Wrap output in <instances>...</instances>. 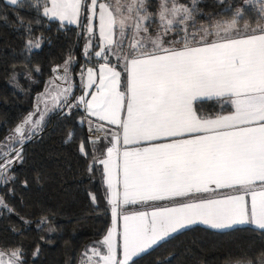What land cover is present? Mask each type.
I'll list each match as a JSON object with an SVG mask.
<instances>
[{"label":"snow or ice","instance_id":"snow-or-ice-1","mask_svg":"<svg viewBox=\"0 0 264 264\" xmlns=\"http://www.w3.org/2000/svg\"><path fill=\"white\" fill-rule=\"evenodd\" d=\"M8 2L15 5L18 0ZM191 3L190 8L178 0H160L155 37L149 34L155 21L147 0H115L114 4L107 0H50V7L44 6L45 16L62 22L79 23L83 14L88 33L85 56L92 47L93 21L98 18L100 50L94 55L104 63L99 65L98 78L94 68L81 71L82 81L85 74L87 78L84 88L95 85V91H85L75 105L67 106L83 104L89 116L117 126L106 157L99 160L113 225L121 216L118 209L122 204L154 205L151 211L122 214L121 259L117 258L113 227L90 249V256L85 253L88 259L83 264H93V257H98L94 264H135L134 257L197 223L215 230L240 225L264 230V0H243L256 8L255 27H237L238 18H243V10L238 8L231 20L189 33L187 21L193 19L196 0ZM174 25H184L180 29L184 35L165 46L163 37ZM110 56L115 57V64ZM71 63L70 56L64 76L57 79L68 81ZM118 69L125 77L123 90ZM70 92V86L59 89L51 97L53 107L60 106V97L66 102ZM198 100H215L233 110L226 115L202 116L194 107ZM47 105L45 101L46 111ZM34 115L23 118L13 130L19 139L10 135L6 145L32 138L44 119L41 114L34 121ZM96 131H104L103 124ZM99 139H90V143L96 145ZM80 151L84 153L83 144ZM0 155L4 157L0 177L14 160L22 159L21 149L9 148ZM218 189H230L233 194L204 195ZM247 196L251 197L250 207ZM176 198L187 200L158 203ZM92 201L96 202L95 196ZM0 206L7 207L2 198ZM20 257L19 248L0 250V264H22Z\"/></svg>","mask_w":264,"mask_h":264},{"label":"trees","instance_id":"trees-1","mask_svg":"<svg viewBox=\"0 0 264 264\" xmlns=\"http://www.w3.org/2000/svg\"><path fill=\"white\" fill-rule=\"evenodd\" d=\"M148 1L153 9L157 0ZM180 1L192 6L190 0ZM46 2L19 0L13 5L0 0V144L38 105L53 69L70 56V73L104 61L94 55L99 47L95 33L88 55L84 54L88 33L83 14L78 26L61 23L43 14ZM236 8L237 0H196L197 24L188 30L230 19ZM179 30L173 35L180 36ZM36 39L35 45L28 43ZM77 92L76 87L61 107L47 114L31 139L17 144L22 159L0 183V198L7 205L0 207V250L19 248L22 264H83L88 259L85 253L91 255L110 223L103 170L97 162L103 144L88 141L80 106H67L76 104ZM230 109L215 100L196 103L203 115ZM133 260L135 264H264V230L249 225L229 230L192 226Z\"/></svg>","mask_w":264,"mask_h":264},{"label":"crops","instance_id":"crops-1","mask_svg":"<svg viewBox=\"0 0 264 264\" xmlns=\"http://www.w3.org/2000/svg\"><path fill=\"white\" fill-rule=\"evenodd\" d=\"M6 2H8V0H5ZM19 1V0H18ZM191 1V0H190ZM101 2H104V0H101ZM9 3V2H8ZM47 5L50 7V0H47ZM159 3H160V0H157V3H156V5H154V8L153 9H149V12H151V14H152V17H153V20L155 21V22H153V24L152 25H155L154 26V28H158L159 29V22H158V15H157V13H158V10H159ZM178 3L179 4H182V5H186V6H188V7H192V6H190V5H188V4H185V3H182L180 0H178ZM43 10H44V8H43ZM153 12V13H152ZM192 16H193V18H194V15H193V13H192ZM47 17H49V16H47ZM49 18H51V17H49ZM81 18V17H80ZM51 19H55V20H58L59 22H61V23H66V24H71V25H74V26H78V24L79 23H68L67 21H60L59 19H57V18H51ZM80 22V21H79ZM217 22V21H216ZM87 23V22H86ZM98 18L97 19H95L94 21H93V25H94V27H95V30H94V33L98 36V38H99V29H98ZM195 23L197 24V22H196V20H194V19H191V20H189V21H187V24H188V29L190 28V27H192L193 28V26H192V24L193 25H195ZM215 23V22H214ZM214 23H212V24H214ZM211 24V23H210ZM211 24V25H212ZM209 26V25H208ZM184 27V25H174L173 26V30L172 31H170L167 35H165L164 37H163V40H164V43H165V46H167L168 45V42L169 41H172V40H180L181 39V37L184 35V33L181 31V35L180 36H177V35H173L175 32H176V30H179V29H182ZM197 27H205L204 26V24L203 25H197ZM177 28H179V29H177ZM157 31V30H156ZM180 31V30H179ZM189 31V30H188ZM192 32H196V31H189V33H192ZM152 37H155L156 36V34H157V32H153V30L149 33ZM128 35H129V38L131 37V33L129 32L128 33ZM88 41V38L86 39V42ZM99 41V40H98ZM86 42H85V44H86ZM91 43H92V41H91ZM85 44H84V46H83V50H84V47H85ZM125 44H127V40L125 41ZM99 45H100V41H99ZM91 49V48H90ZM89 49V50H90ZM100 50V47H98V49L96 50V51H99ZM95 51V52H96ZM94 52V53H95ZM114 58V57H113ZM101 63H104V61H102V62H99V63H97V64H94V65H87L86 67H84V68H82V67H79V69H77V72L76 73H69L68 75H69V77H71L70 78V81H71V83H72V90H71V93L74 91V89L77 87L78 88V92L75 94V102L77 103V98L78 97H80L81 95H84L85 94V91H88V92H93V91H95V85L93 86V88L92 89H88V90H86L85 88H84V83L86 82V74H85V77H84V81H82V79H81V71L82 70H86L87 68H89V67H91V68H94V69H96L97 70V78H98V69H99V65L101 64ZM112 63V62H111ZM113 64H115V62L113 63ZM64 66V65H63ZM118 70H121L122 71V69H118ZM55 79H57V78H54V79H52V78H49V81L51 80V81H55L56 82V80ZM58 81H61L60 79H57ZM49 81H48V83H47V86H46V88H45V90L43 91V93L41 94V98H42V96H44V95H46V91L49 89V88H51L52 87V85L55 83V82H50L49 83ZM64 84H67V86H65V88L66 87H68L71 83H65V82H63ZM124 83H125V77H124V75H123V71H122V78H121V89L123 90V87H124ZM71 95V94H70ZM69 95V96H70ZM68 96V97H69ZM67 97V98H68ZM41 98L39 99V101H38V104H40L41 103ZM88 99H90L91 97H90V95L87 97ZM199 101V100H198ZM198 101H196V102H194V107L196 108V103L198 102ZM60 102L61 101H59V104H60ZM80 106V108L83 110V112L85 113V115H86V124H87V127H86V136H87V139H88V141H90V139H94V138H96V137H99L100 139H99V142L101 141V143L103 144V148H104V150L102 151V153L100 154V156L98 157V159H97V162L99 163V160L100 159H102V158H104V157H106V150H107V147H110L111 145L109 144V141L111 140V138H112V134L113 133H115L116 131H118V129H117V126H115V125H111V124H109L107 121H99L98 120V118L97 117H93V116H89V114L86 112V109H85V106L83 105V104H80L79 105ZM231 109L230 110H228V111H225V112H220V113H217V114H215V115H203V114H199V115H202V116H216V115H220V114H224V115H226V114H228L230 111H232L233 109H232V107L230 106V105H228ZM57 108H59V107H57ZM90 123H91V127H92V130L90 131L89 129H90ZM100 124H103V126H104V131H96V126H98V125H100ZM105 133H107V135H105ZM119 147L121 148V149H123V147H124V145H123V143H122V140H121V144L119 145ZM101 166H102V170H103V165L102 164H100ZM104 183H105V179H104ZM259 185H260V182H257V188H259ZM105 186H106V189H107V185H106V183H105ZM226 194H233L232 193V190H230V189H218L217 191H216V193L215 194H213V193H209V194H204V195H206L207 197H213V196H220V195H226ZM199 195V194H198ZM182 200H184V201H186L187 200V198H176V200L175 201H172V202H169V201H164V202H158V203H160V204H170V203H179V202H181ZM246 200H247V202H248V204H249V207H250V203H251V197L250 196H247L246 197ZM154 205H153V202H149L148 204H141V203H137V204H128V205H121V207H120V209H118V211L121 213V216L120 217H118V219H117V222H116V224L115 225H113V222H112V216H111V205H110V223H109V225H108V228H107V230H106V232L104 233V235H103V237L107 234V231L110 229V228H115V233H116V235H115V240L117 241V258L118 259H121L122 258V249L119 247V244L121 243V233H122V226H123V220H122V214H124V213H127V214H131V213H133V212H138V211H151L152 210V207H153ZM197 225H200V226H204V227H207L206 225H203V224H200V223H197V224H194V225H191L190 227H192V226H197ZM240 226H244V225H240ZM249 226H251V225H249ZM252 227H254V226H252ZM209 228V227H208ZM255 228V227H254ZM211 229V228H210ZM185 230V229H184ZM213 230H215V229H213ZM182 231V230H181ZM176 234V233H175ZM174 235V234H173ZM103 237H102V239H103ZM102 239H101V241H102ZM155 247V246H154ZM104 251V250H103ZM134 258H136V257H134ZM133 258V259H134ZM96 260H98V257H97V259H94L93 260V264H94V262L96 261Z\"/></svg>","mask_w":264,"mask_h":264},{"label":"rangeland","instance_id":"rangeland-1","mask_svg":"<svg viewBox=\"0 0 264 264\" xmlns=\"http://www.w3.org/2000/svg\"><path fill=\"white\" fill-rule=\"evenodd\" d=\"M113 4L115 3V0H113V2H112ZM151 2H147V4H146V6H147V9H148V12H149V9L150 8H152L151 7V4H150ZM256 7H258V6H256ZM238 8H242V10H243V18H238V24H237V27L239 28V29H243L244 28V25L245 24H248V25H250V26H252V27H255L256 25H257V23H258V17H257V12H256V8L255 7H253V6H251V5H247V4H243V0H237V8H236V10L238 9ZM236 10H235V12H236ZM247 11H250V13L248 14V15H246V13H247ZM149 13H151V12H149ZM250 16H253V17H250ZM233 18V16L230 18V19H225V20H214L213 22L211 21L210 23L212 24V23H214V22H216V21H226V20H231ZM262 23H264V22H262ZM87 24V23H86ZM153 24V23H152ZM151 24V26L149 27V33L153 30V32H157L159 29L158 28H154V26L155 25H152ZM211 24H209V26L211 25ZM208 25H206L205 24V27H209ZM157 30V31H156ZM29 42H31V45H35V43H37L38 42V39H36V40H28V43ZM37 45H39V43L38 44H36V46ZM114 59H115V57H114ZM70 73V72H69ZM70 78L71 77H69V79H68V81H63V80H61V81H58L57 79H55L56 80V82L53 80V81H49V83L50 82H55L53 85H52V87L51 88H49L47 91H46V95H44V96H42V98H41V95H40V97H39V99L41 98V103L40 104H38L35 108H34V110L32 111V113H35V115H34V117H33V120L35 121L36 119H38L39 118V116L41 115V114H43L44 115V119H45V117L47 116V114L48 113H50L51 111H53L54 109H56L57 107H53V105H52V101H51V97L52 96H56L57 95V91L59 90V89H63V88H65V86H67V84H64L63 82H65V83H71V81H70ZM57 86H58V88H57ZM70 87H71V90H72V83L69 85ZM68 86V87H69ZM70 94H71V92H70ZM69 94V95H70ZM68 95V96H69ZM45 101H48V105H47V107H48V110L46 111L45 110ZM59 101H61L60 102V106L59 107H61L62 105H63V102L65 101L64 99H63V97H60L59 98ZM44 119H43V121H44ZM22 121V120H21ZM20 121V122H21ZM43 121L41 122V124L43 123ZM19 122V123H20ZM18 123V124H19ZM17 124V125H18ZM40 124V125H41ZM16 125V126H17ZM15 126V127H16ZM15 127L11 130V132L9 133V135H8V137L10 136V135H12L13 136V139L14 140H18L19 139V137L16 135V134H14V129H15ZM39 128H40V126H39ZM39 130V129H38ZM37 130V131H38ZM36 131V132H37ZM17 144H19V143H14V144H11V145H6V140L3 142V143H1L0 144V153H3V152H6V151H9V148H15V149H18L17 148ZM102 150H104V149H102ZM11 155H12V157L14 158L15 157V151H12V153H11ZM3 160H4V157L2 156V155H0V163H3ZM17 162V160H14V162L11 164V166L8 168V170L3 174V176L2 177H0V183H2V182H4L8 177H9V175H10V170H11V167L15 164ZM100 164V163H99ZM110 205V204H109ZM1 207V206H0ZM5 259H7V256L5 257Z\"/></svg>","mask_w":264,"mask_h":264},{"label":"built area","instance_id":"built-area-1","mask_svg":"<svg viewBox=\"0 0 264 264\" xmlns=\"http://www.w3.org/2000/svg\"><path fill=\"white\" fill-rule=\"evenodd\" d=\"M57 69L58 70L54 71L53 75L51 76L52 79L64 76V66H60Z\"/></svg>","mask_w":264,"mask_h":264}]
</instances>
